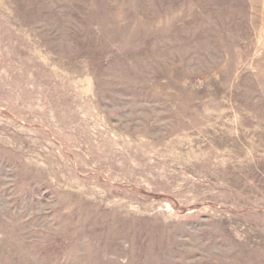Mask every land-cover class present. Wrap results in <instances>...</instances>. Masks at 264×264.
<instances>
[{
    "label": "rangeland",
    "instance_id": "rangeland-1",
    "mask_svg": "<svg viewBox=\"0 0 264 264\" xmlns=\"http://www.w3.org/2000/svg\"><path fill=\"white\" fill-rule=\"evenodd\" d=\"M0 264H264V0H0Z\"/></svg>",
    "mask_w": 264,
    "mask_h": 264
}]
</instances>
